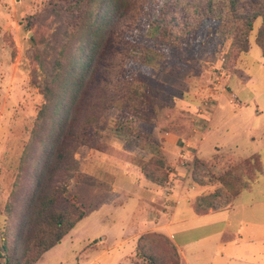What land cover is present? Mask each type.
I'll return each mask as SVG.
<instances>
[{"label": "rangeland", "instance_id": "374dc122", "mask_svg": "<svg viewBox=\"0 0 264 264\" xmlns=\"http://www.w3.org/2000/svg\"><path fill=\"white\" fill-rule=\"evenodd\" d=\"M70 19L56 0H0V264L20 259L46 179L45 155L37 150L28 154L21 171L44 102L35 84L43 76L35 56L40 53L50 64L57 33ZM260 25L257 20L247 38V52L236 57L232 70L224 67L235 54L232 41L213 28L191 33L179 50L154 37L135 41L149 51L139 74L154 108L139 125L142 151L126 150L113 139L111 127L100 135L99 148L78 149L76 173L66 180V195L76 198L84 217L36 264H90L97 256L92 264H145L136 254V242L144 234L164 230L170 212L166 193L160 192L166 187L153 188L143 179V162L149 157L161 161L168 170V185L177 170H184L181 176L192 185L194 157L205 163L207 181L252 155H257L261 170L248 190L229 205L216 204L204 216H196L182 202L174 225L165 232L179 247L168 237L180 264H264V59L256 43ZM103 52L109 56L106 49ZM111 114L110 126L117 117ZM169 133L183 139L187 149L179 152L175 163L168 159L162 139ZM77 173L81 181L74 179ZM219 187L191 191L196 194L191 206L197 196ZM150 192L161 199L149 200ZM140 216L146 222L136 225ZM124 231L128 233L122 240ZM6 234L13 237L9 257L2 249ZM101 239L96 246L94 241Z\"/></svg>", "mask_w": 264, "mask_h": 264}, {"label": "trees", "instance_id": "16d2710c", "mask_svg": "<svg viewBox=\"0 0 264 264\" xmlns=\"http://www.w3.org/2000/svg\"><path fill=\"white\" fill-rule=\"evenodd\" d=\"M56 6L71 19L57 33L50 64L44 63L40 53L35 56L43 75L35 84L44 102L21 162L23 171L33 150L45 155L42 173L46 179L21 257L7 259L6 264H36L83 219V208L76 198L66 195V180L76 173L79 148H99L100 135L111 127L113 139L131 153L140 152L143 135L139 125L148 120L154 108L139 74L147 65L149 51L138 46L137 39L154 37L179 50L191 33L213 28L232 41L231 54H235L228 56L229 64L224 66L232 70L236 57L247 52V38L255 22L261 20L256 43L264 59V0H56ZM105 49L109 56L104 55ZM112 112L117 117L110 126ZM162 166L161 161L149 157L140 167L143 179L153 188L168 185V170ZM205 167L194 157L193 187H220L194 199L192 209L197 216L214 211L216 204L233 203L254 184L261 170L257 155L217 176L211 174L207 181ZM33 171L36 173V166ZM74 179L81 181L79 174ZM12 243L13 237L6 234L2 249L7 256ZM135 248L145 264H180L174 245L162 233L140 236Z\"/></svg>", "mask_w": 264, "mask_h": 264}, {"label": "crops", "instance_id": "0c3cea01", "mask_svg": "<svg viewBox=\"0 0 264 264\" xmlns=\"http://www.w3.org/2000/svg\"><path fill=\"white\" fill-rule=\"evenodd\" d=\"M234 102L237 103V100L235 99ZM166 135L167 136L162 138L163 139V143H164V148H165V150H167V152H169L167 155L169 157L168 159H170V162L171 163H175L177 161V156H178L179 152L180 151H184V149H185V141L183 139H181L180 137H178L177 135H174L172 133H169V134H166ZM185 150H187V149H185ZM188 154L189 153H186V151L183 152V156L184 157H187ZM177 171H178L179 174L175 175L174 180L172 182H170L169 185H167L164 190H160L161 193H166L165 194L167 196L166 199L169 200V203H167V205H168L167 213L169 214V212H170V214L166 218L167 224L165 225V227L163 226L164 230H160V231H157V232L158 233H162L165 236L169 237L173 241V243L175 244V246L178 249L179 247L174 242L173 236L171 234H167L165 231H167V230L170 231V228L174 225L175 216L178 213V209H179L180 205H182V202L186 201L187 204L189 205L190 209H192L190 201H191V199H193V197L196 196V194H192L191 191H194L195 189H199L198 192L201 193V192H203L205 190H202V189H200L198 187H193L192 185L187 183L189 180L187 181L186 177L181 176V174L184 173L183 172L184 170L183 171L177 170ZM147 195H150L149 200H152V201L156 197L161 199L160 196L155 195L152 192H150V194L147 193ZM147 195L145 197H147ZM135 220H136V225H141L140 223L146 222L145 220H143L142 216L137 217ZM127 233L128 232L124 231L123 236L121 237L122 240H123V237L125 236V234H127ZM103 241H104V239L103 240L102 239L98 240L96 246L101 245L103 243ZM121 243H122V241L119 242L116 245V247H118ZM97 259H98V256L95 257L91 261L90 264H92V262L96 261Z\"/></svg>", "mask_w": 264, "mask_h": 264}, {"label": "water", "instance_id": "95a60500", "mask_svg": "<svg viewBox=\"0 0 264 264\" xmlns=\"http://www.w3.org/2000/svg\"><path fill=\"white\" fill-rule=\"evenodd\" d=\"M97 241H94V243H96Z\"/></svg>", "mask_w": 264, "mask_h": 264}]
</instances>
